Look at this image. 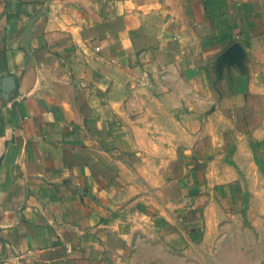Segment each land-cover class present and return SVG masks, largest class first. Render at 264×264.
<instances>
[{
	"label": "crops",
	"instance_id": "crops-1",
	"mask_svg": "<svg viewBox=\"0 0 264 264\" xmlns=\"http://www.w3.org/2000/svg\"><path fill=\"white\" fill-rule=\"evenodd\" d=\"M256 16L0 0V264H264Z\"/></svg>",
	"mask_w": 264,
	"mask_h": 264
},
{
	"label": "rangeland",
	"instance_id": "rangeland-1",
	"mask_svg": "<svg viewBox=\"0 0 264 264\" xmlns=\"http://www.w3.org/2000/svg\"><path fill=\"white\" fill-rule=\"evenodd\" d=\"M248 1H253L255 3V7H256V18L259 22H260V26H261V30L262 27H264V0H248ZM248 31V37H250V39H254L255 38V27H251L249 29H247ZM249 41V40H248ZM206 264H234L228 257L227 255H225V257L223 256V258H216V259H208Z\"/></svg>",
	"mask_w": 264,
	"mask_h": 264
}]
</instances>
